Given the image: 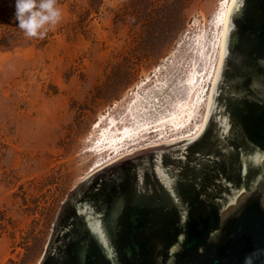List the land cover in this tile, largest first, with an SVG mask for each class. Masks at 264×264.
I'll use <instances>...</instances> for the list:
<instances>
[{"label":"rangeland","instance_id":"374dc122","mask_svg":"<svg viewBox=\"0 0 264 264\" xmlns=\"http://www.w3.org/2000/svg\"><path fill=\"white\" fill-rule=\"evenodd\" d=\"M225 2L59 0L63 19L44 40L0 47V264L39 262L67 197L110 158L90 151L114 119L156 126L197 97L190 131L200 125ZM166 131L137 132L120 154Z\"/></svg>","mask_w":264,"mask_h":264},{"label":"water","instance_id":"95a60500","mask_svg":"<svg viewBox=\"0 0 264 264\" xmlns=\"http://www.w3.org/2000/svg\"><path fill=\"white\" fill-rule=\"evenodd\" d=\"M234 8L201 129L83 179L37 264H264V0Z\"/></svg>","mask_w":264,"mask_h":264},{"label":"bare ground","instance_id":"6f19581e","mask_svg":"<svg viewBox=\"0 0 264 264\" xmlns=\"http://www.w3.org/2000/svg\"><path fill=\"white\" fill-rule=\"evenodd\" d=\"M231 2L232 0H226V2L224 3V8L222 10L221 34H220V41H219V47H218L217 62H216L213 76H212L211 85L207 92V99L205 101V112H204L200 125H198L193 130L190 131L191 126L193 125V123H195V120H196V116H195L196 111L198 110V107L201 106V102H202L197 97L193 98L189 104L186 103V104L178 105L177 109L178 108L179 109L175 116L169 115L171 118L168 120L167 118L169 116L166 118L163 117L162 119H160L162 120L161 123L156 126H153V125L151 126L150 123H146L143 127L139 126L137 129H133L130 126H128L127 123H123V121L121 120L114 119L111 125L108 127V130L104 132L99 138L98 147L90 151L91 153L102 156L103 152L109 150L110 158L107 159L105 162H102L103 160L102 158V160L99 161V164L95 165V167L91 170L89 174L93 173L94 171L101 168L105 164L111 162L112 160L122 155L127 154V153L120 154V150L121 148L128 146L131 140L134 141L136 138H139L138 137L139 135L137 132H141V134L143 135H146L149 133H156V132H161L163 134V132L168 130L167 136H165L163 139H165L166 137L168 138L172 137V138L162 143H170V142L184 140V139L190 138L194 136L195 134H197V132L201 129L204 123V120L206 118L207 112H208L210 93H211L212 85H213V82L216 76V72H217L219 60H220V55H221V47H222V39H223V33H224V27H225V20H226V16H227L229 7L231 5ZM202 78L203 76H201V79ZM197 83H199L198 79L197 81L196 80L193 81L192 86L196 87ZM166 121H168V128H167V125L166 126L163 125ZM121 126H126L124 132L122 133L120 131L123 130V127L121 128Z\"/></svg>","mask_w":264,"mask_h":264},{"label":"clouds","instance_id":"9594fccd","mask_svg":"<svg viewBox=\"0 0 264 264\" xmlns=\"http://www.w3.org/2000/svg\"><path fill=\"white\" fill-rule=\"evenodd\" d=\"M14 19L26 38L44 40L63 19L59 0H15Z\"/></svg>","mask_w":264,"mask_h":264},{"label":"trees","instance_id":"16d2710c","mask_svg":"<svg viewBox=\"0 0 264 264\" xmlns=\"http://www.w3.org/2000/svg\"><path fill=\"white\" fill-rule=\"evenodd\" d=\"M14 2L15 0H0V13H2L0 15V47L10 45L24 36V34L16 27L17 23L14 19L15 8L7 11L4 10L8 5H12L11 3ZM10 12L11 15L8 14Z\"/></svg>","mask_w":264,"mask_h":264},{"label":"snow or ice","instance_id":"6c2138e0","mask_svg":"<svg viewBox=\"0 0 264 264\" xmlns=\"http://www.w3.org/2000/svg\"><path fill=\"white\" fill-rule=\"evenodd\" d=\"M235 8L233 9V11H238L239 7L242 5V0H233Z\"/></svg>","mask_w":264,"mask_h":264}]
</instances>
